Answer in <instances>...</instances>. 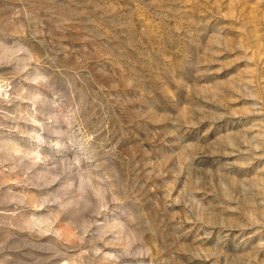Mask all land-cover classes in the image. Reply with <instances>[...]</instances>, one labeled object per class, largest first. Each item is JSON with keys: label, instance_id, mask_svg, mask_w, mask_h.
<instances>
[{"label": "rangeland", "instance_id": "1", "mask_svg": "<svg viewBox=\"0 0 264 264\" xmlns=\"http://www.w3.org/2000/svg\"><path fill=\"white\" fill-rule=\"evenodd\" d=\"M0 264H264V0H0Z\"/></svg>", "mask_w": 264, "mask_h": 264}]
</instances>
